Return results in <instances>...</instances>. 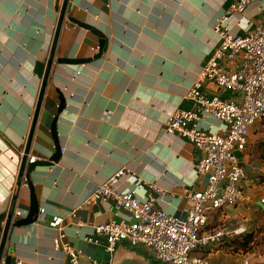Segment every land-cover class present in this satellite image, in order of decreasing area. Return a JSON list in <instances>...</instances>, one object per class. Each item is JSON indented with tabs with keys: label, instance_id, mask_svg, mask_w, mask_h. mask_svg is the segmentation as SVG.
<instances>
[{
	"label": "crops",
	"instance_id": "0c3cea01",
	"mask_svg": "<svg viewBox=\"0 0 264 264\" xmlns=\"http://www.w3.org/2000/svg\"><path fill=\"white\" fill-rule=\"evenodd\" d=\"M236 1L69 0L60 22L64 0L59 10L55 0H0V214L10 209L22 212L21 218L29 214L32 195L26 183L12 202L24 152L31 137L29 151L38 158L35 163L50 162L59 89L67 96L58 121L62 158L38 167L31 176L43 220L38 217L32 225L10 230L6 253L12 264H68V256L54 247L59 230L50 224L57 217L64 219L66 241L79 252L81 264H118L124 259L161 264L151 250L128 242L109 254L106 239L98 237L95 228L122 222L126 213L117 211L114 200L93 202L89 197L116 172L127 169L143 183L141 199L153 198L168 214L187 216L193 206L187 196L206 186V179L196 172L202 154L186 138L168 133L166 121L176 110L193 111L200 114V128L224 131L222 122L204 116L186 95L219 44L213 31L217 20ZM263 2L255 0L243 14H235L231 34L244 35L260 23ZM69 18L103 32L108 50L90 64L55 63L39 105L42 78L34 74L38 62L47 63L52 54L55 60H85L99 54L93 48L100 39ZM223 66L235 72L239 61ZM201 92L223 101L239 99L211 82ZM239 155L247 174L243 188L248 199L236 208L211 213L208 229L250 232L264 222V122L251 128L248 148ZM132 188L125 177L116 186L118 192ZM88 239H98L99 244ZM231 240L199 255L213 264H264V255L226 250Z\"/></svg>",
	"mask_w": 264,
	"mask_h": 264
},
{
	"label": "built area",
	"instance_id": "2783aa9c",
	"mask_svg": "<svg viewBox=\"0 0 264 264\" xmlns=\"http://www.w3.org/2000/svg\"><path fill=\"white\" fill-rule=\"evenodd\" d=\"M253 1L237 0L217 20L213 31L219 44L186 95L200 106L204 116L222 122L224 131L214 133L200 128V114L193 111L176 110L166 121L168 133L186 138L201 152L196 172L198 177L206 179L204 190L187 196L193 206L187 216L181 218L157 208L153 198L141 199L138 191L143 183L130 170L116 172L89 197L93 202L114 200L117 211L126 213L127 218L122 222H106L95 228L96 235L106 239L109 254L113 255L120 243L128 242L132 247L148 248L161 264H213L199 254L220 248L227 240L246 233L244 229H208V219L211 213L236 208L247 201L243 188L247 174L237 154L247 150L251 128L264 122V2L260 8V23L246 30L244 35L230 32L233 16L243 14ZM99 50V46L93 48L94 52ZM232 61H239L235 72L223 66ZM210 82L221 90L238 94L239 99L230 102L217 96L207 97L201 91ZM36 161L38 158L28 156V164ZM49 171L53 172V168ZM123 177L133 188L118 192L116 186ZM43 215L41 210L40 220ZM14 216L22 217V212L16 211ZM63 223L64 219L57 217L50 224L59 230L54 239L55 250L68 256V264H81L79 252L66 241ZM88 241L99 244L98 239Z\"/></svg>",
	"mask_w": 264,
	"mask_h": 264
},
{
	"label": "water",
	"instance_id": "95a60500",
	"mask_svg": "<svg viewBox=\"0 0 264 264\" xmlns=\"http://www.w3.org/2000/svg\"><path fill=\"white\" fill-rule=\"evenodd\" d=\"M63 0H55V9L59 10L60 5L62 4ZM69 0H64L62 8H61V18L60 22H64V18L67 13V7H68ZM69 22L73 25H78L79 27H83L86 29H89L92 31L99 39V54L95 56L94 58L91 59H81V60H74V59H69V58H64V59H57L55 60V54H52L49 61L47 63H40L38 62L34 68V74L37 75L39 78H42V89H41V94L39 98V105H42V100H43V93L44 90L49 82V79L52 75V69L54 64L58 65H81V64H90L91 62L98 60L103 57L104 53L107 52L108 50V38L105 36L103 32L100 30L94 28L93 26L89 24H85L80 22L79 20L75 18H69ZM60 29L61 26H58ZM58 32V31H57ZM57 34V33H56ZM55 53V51H54ZM58 99H59V104H58V110L52 125V136L55 142V153L52 155L50 158V162L48 163H31L28 164V156L30 155V146H31V137L28 140V144L26 146V150L24 152L23 160H22V165L20 168V172L18 174V182L16 185V188L14 190V195L12 198V202H15L17 200V195H18V190L21 187L22 184L26 183L28 187L31 190V195H32V203L30 206L29 214L24 218L19 217L18 219L15 220V210L10 209L8 212H3L0 214V225L2 222H5L4 228L3 229V240H2V245L0 248V264H12V256L10 254H7L6 252V240L8 238V233L12 228H21L24 226H29L37 222L38 217H39V202L36 199V194L33 188V183L31 176L35 173L36 169L38 167H43V166H52L53 163H59L61 158H62V150L59 142V134H58V121L61 118V115L63 112L66 110L67 106V96L65 93L59 89L58 91ZM38 111L37 109L35 118L33 121V127L36 125L37 117H38ZM240 156L239 154H237ZM118 264H143L141 260L139 259H124Z\"/></svg>",
	"mask_w": 264,
	"mask_h": 264
},
{
	"label": "rangeland",
	"instance_id": "374dc122",
	"mask_svg": "<svg viewBox=\"0 0 264 264\" xmlns=\"http://www.w3.org/2000/svg\"><path fill=\"white\" fill-rule=\"evenodd\" d=\"M257 148L255 149L256 153ZM258 151V150H257ZM253 243L248 246V252L245 255L257 256V255H264V222L257 223L254 226V233H253ZM240 238V237H239Z\"/></svg>",
	"mask_w": 264,
	"mask_h": 264
},
{
	"label": "trees",
	"instance_id": "16d2710c",
	"mask_svg": "<svg viewBox=\"0 0 264 264\" xmlns=\"http://www.w3.org/2000/svg\"><path fill=\"white\" fill-rule=\"evenodd\" d=\"M262 182H264V178H262ZM253 233H254V228L250 232H246L243 234L240 238L237 237L229 243L225 245V249L230 251L231 253H243L246 254L248 252V246L253 243Z\"/></svg>",
	"mask_w": 264,
	"mask_h": 264
}]
</instances>
